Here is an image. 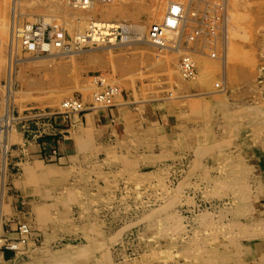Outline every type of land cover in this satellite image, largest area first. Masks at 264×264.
I'll return each mask as SVG.
<instances>
[{"label":"rangeland","instance_id":"374dc122","mask_svg":"<svg viewBox=\"0 0 264 264\" xmlns=\"http://www.w3.org/2000/svg\"><path fill=\"white\" fill-rule=\"evenodd\" d=\"M171 1L183 3L185 25L177 35L166 34V47H157L147 31ZM97 2L81 9L72 0H0V152L3 143L5 153L15 149L20 131L27 138L24 117L57 111L74 95L92 102L97 76L139 101L188 100L194 126L190 133L180 126L179 137L160 149L158 164L144 150L114 158L85 154L77 170L61 174L48 166L49 176L28 162L15 163V199L24 211L32 208L23 261L199 264L185 255L215 239L233 260L237 246L249 245L251 200L264 190V0ZM158 8L161 15H154ZM91 21L114 26L90 43ZM29 26L41 27L48 48L26 49L19 34ZM186 56L194 66L191 78L179 68ZM6 164L1 193L11 172ZM3 243L0 237V251ZM31 244L35 251L28 255Z\"/></svg>","mask_w":264,"mask_h":264},{"label":"crops","instance_id":"0c3cea01","mask_svg":"<svg viewBox=\"0 0 264 264\" xmlns=\"http://www.w3.org/2000/svg\"><path fill=\"white\" fill-rule=\"evenodd\" d=\"M259 20L263 26L259 41L264 43V13ZM248 87V85L243 86V95H246ZM191 113L188 100L185 103L164 99L151 102L139 101L129 94L120 93L108 105L87 109L80 115L53 117V123L48 127L46 134L40 136L33 134L35 126L31 124L32 131H29L27 138L23 140L22 135L25 134L20 131L18 138L21 142L15 143L17 146L13 151L5 153V163L8 168L10 167L11 172L8 173L5 181L8 185L6 193L0 191V237L4 241L0 251V264H35L30 257L27 261H23L21 243L18 245L15 243V248H19L18 251L6 247L18 239V225L24 224L28 217H32L31 206H27V210L24 211L23 208H19V197L15 199V163L33 164L38 168L39 173L41 168L53 166L62 174L64 171L77 170L81 157L85 154L105 156L108 154L109 158H114L118 153L129 151L139 154L144 150V153L149 155L150 163L158 164L164 159L160 149L167 144L166 141L171 139L174 141L175 137H179L178 131L182 124H185L183 129L190 133L194 126L190 120V117L194 116ZM179 117L189 119L180 120ZM2 157L3 152H0V170L5 176ZM45 160L50 163L45 164ZM248 217L252 229L249 245L241 248L237 246L234 249L237 259L223 264H264V190L253 195ZM233 232H239L238 227ZM30 239H33L32 236ZM67 245L73 249L79 246L66 244L65 249ZM34 251L35 246L31 244L28 255ZM75 259L76 264L83 263L80 259L76 257Z\"/></svg>","mask_w":264,"mask_h":264},{"label":"built area","instance_id":"2783aa9c","mask_svg":"<svg viewBox=\"0 0 264 264\" xmlns=\"http://www.w3.org/2000/svg\"><path fill=\"white\" fill-rule=\"evenodd\" d=\"M74 4H78V7H86L92 3L91 0H72ZM105 1V0H97ZM183 7L179 3H173L167 9V14L165 19H161L158 22L152 23L147 31V39L152 41L153 43L162 44L166 38L167 29L169 32H175L178 29H182L185 25V19L183 15ZM165 26H163V25ZM167 27V28H166ZM37 31H32L31 26L27 27L25 30H22L19 34L20 39L22 40L23 45L28 50H35L38 48H42L43 36L41 34V27H35ZM168 32V33H169ZM173 34V33H172ZM57 37H60L58 34ZM46 44V43H45ZM181 59L179 68L181 75L185 78H191L194 75V66L192 60L189 56ZM119 90L114 85H106L102 78L97 77L96 80V90L92 93V102H88L84 100L82 95H74L65 98L61 104L60 109L54 112H43L40 114H34L35 117H24L30 124L35 126L33 130V134L38 136L46 134L48 131V127L52 125L53 117L57 115H69L76 114L80 115L87 109H91L97 106H103L108 104L114 96L119 94ZM29 124V125H30ZM29 125L25 126L26 131H32ZM17 231L19 233V237L16 242H11L6 245L7 248L11 250H15V243H24L26 240V235L28 234V227L26 224H20L17 227Z\"/></svg>","mask_w":264,"mask_h":264},{"label":"bare ground","instance_id":"6f19581e","mask_svg":"<svg viewBox=\"0 0 264 264\" xmlns=\"http://www.w3.org/2000/svg\"><path fill=\"white\" fill-rule=\"evenodd\" d=\"M92 1V0H91ZM96 1V0H95ZM173 3H179L180 5H182L183 6V3L181 4V2L180 1H177V2H174V1H171V3L166 7V9H165V11H164V15H163V11H162V16H161V19H165V17L164 16H166V14H167V9L170 7V5H172ZM95 4H100V2H97V3H95ZM94 5L93 4H89V6H87V7H81V9H92V7H93ZM163 10V9H162ZM160 11V15H161V10L158 8L157 10H155L154 11V15H156L158 12ZM185 9H184V7H183V15H184V18H186V16H185ZM152 14H153V12H152ZM36 19V18H35ZM160 19V20H161ZM44 20V23L45 22H48L49 20H50V18H44L43 19ZM108 21V20H107ZM49 23V22H48ZM91 24H90V26H88L87 27V29H86V31L85 32H87V34L86 33H83V34H86V38H87V40L90 42H93V43H95V41L96 42H99L98 41V38L99 37H97L98 35H97V33L99 34V33H104V32H106L107 31V29L110 27V26H114L113 24H110L109 22L108 23H106V22H98V21H91L90 22ZM117 25H118V23H117ZM163 25V24H162ZM120 26V25H119ZM125 26V25H124ZM163 26H165V25H163ZM101 27H103L104 29H101ZM137 28V27H136ZM167 28V27H166ZM13 29V28H12ZM84 29V30H85ZM109 30V29H108ZM137 30H141V28H138ZM17 31V30H16ZM20 31H22V30H20ZM165 31H166V33L167 34H169L168 32V30L167 29H165ZM15 32V31H14ZM84 32V31H83ZM181 32V28L180 29H178V30H176L175 32H172L173 34H171V32H170V34H171V36L172 35H174V34H179ZM58 34V33H57ZM62 35V34H61ZM14 36H15V33H14ZM81 36H84V35H82L81 34ZM81 36H79L78 38L80 39L81 38ZM100 36V35H99ZM179 36V35H178ZM177 36V37H178ZM60 38V37H59ZM78 39V40H79ZM100 40V39H99ZM102 40V39H101ZM170 40H172V39H170ZM55 41V40H54ZM59 41V40H58ZM82 41V40H81ZM174 41V40H173ZM61 42V41H60ZM90 42V43H91ZM151 44H153V45H155V46H157V47H164L165 45L162 43V44H157V43H153L152 41H149ZM58 43V42H57ZM42 45L44 46V47H47L48 48V44H45V43H42ZM63 45V44H62ZM114 45V44H113ZM52 46V45H51ZM70 46V45H69ZM102 46V45H101ZM167 46V45H166ZM165 46V47H166ZM95 47V46H94ZM71 48V47H70ZM69 47H66L65 48V53H72L73 51H72V49H70ZM102 48V47H101ZM174 49H177V48H174ZM11 57V56H10ZM38 58V57H37ZM187 60V59H186ZM10 63V62H9ZM9 66H10V64H9ZM8 66V67H9ZM9 68H11V67H9ZM11 70V69H10ZM10 70H9V72H10ZM9 74V73H8ZM97 77H99V76H97ZM9 78V77H8ZM96 79V78H95ZM97 80V79H96ZM9 86V85H8ZM8 86L6 87L7 88V92H6V94H7V98H6V101L8 102V99H9V97H10V95H11V90H9V88H8ZM8 104V103H7ZM108 105V104H107ZM99 107H101V106H99ZM9 115H10V112H9V108H8V110H6V112H5V114H4V116H3V121H4V126H7V121H8V118H9ZM6 130V129H5ZM4 132H7V131H4ZM133 138V137H132ZM5 145H6V143H3V163H2V169L4 168V166H5ZM42 169V171H41V173H42V175H45V176H49L51 173L50 172H52V171H50V170H48V169H50V167H48V166H46V167H44V168H41ZM3 171V170H2ZM1 214V213H0ZM202 244V243H201ZM202 246H205L204 248L202 247ZM195 247V246H194ZM183 249H184V247H183ZM192 249H194V248H191L189 251V253H191V250ZM195 249L196 250H199V251H197V252H193L192 251V253L191 254H187V256L185 255V257H188V259L189 258H193L195 261H199V264H223V263H225L226 261H229L230 259L229 258H227L228 256H227V254H224V253H222V249H223V243H222V241H220V240H207V241H204V243L201 245V246H196L195 247ZM194 249V250H195ZM181 251H179V253H180ZM187 252V251H186ZM186 252H185V254H186ZM183 255V254H182ZM176 256H178V255H176ZM176 256H175V258H176ZM250 256V255H249ZM184 257V258H185ZM173 258V257H172ZM234 258V259H233ZM251 258V257H250ZM186 259V258H185ZM232 259L233 260H235V259H237V254H236V252L234 253V255H233V257H232ZM252 259V258H251ZM168 260V259H167ZM170 260V259H169ZM174 260V259H173ZM194 260H192V261H194ZM188 261V260H187ZM252 261V260H251ZM169 262V261H168ZM193 263H195V262H193ZM166 264V263H165ZM197 264V263H196Z\"/></svg>","mask_w":264,"mask_h":264}]
</instances>
